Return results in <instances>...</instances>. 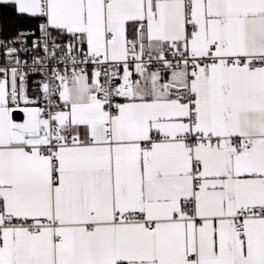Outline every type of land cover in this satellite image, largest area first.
<instances>
[{
    "label": "snow or ice",
    "instance_id": "1",
    "mask_svg": "<svg viewBox=\"0 0 264 264\" xmlns=\"http://www.w3.org/2000/svg\"><path fill=\"white\" fill-rule=\"evenodd\" d=\"M0 5V264H264V0Z\"/></svg>",
    "mask_w": 264,
    "mask_h": 264
},
{
    "label": "trees",
    "instance_id": "2",
    "mask_svg": "<svg viewBox=\"0 0 264 264\" xmlns=\"http://www.w3.org/2000/svg\"><path fill=\"white\" fill-rule=\"evenodd\" d=\"M30 24L35 27L34 23L29 20H21L9 6L0 5V25L3 26L5 36L11 34L17 28H27Z\"/></svg>",
    "mask_w": 264,
    "mask_h": 264
},
{
    "label": "water",
    "instance_id": "3",
    "mask_svg": "<svg viewBox=\"0 0 264 264\" xmlns=\"http://www.w3.org/2000/svg\"><path fill=\"white\" fill-rule=\"evenodd\" d=\"M22 117H20L18 114H14V119H21Z\"/></svg>",
    "mask_w": 264,
    "mask_h": 264
},
{
    "label": "built area",
    "instance_id": "4",
    "mask_svg": "<svg viewBox=\"0 0 264 264\" xmlns=\"http://www.w3.org/2000/svg\"><path fill=\"white\" fill-rule=\"evenodd\" d=\"M28 28V27H27ZM27 28H24V29H27ZM34 29V28H33Z\"/></svg>",
    "mask_w": 264,
    "mask_h": 264
}]
</instances>
